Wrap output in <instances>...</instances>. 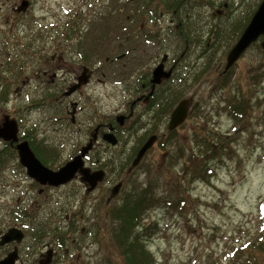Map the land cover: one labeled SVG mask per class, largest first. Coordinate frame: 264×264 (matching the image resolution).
<instances>
[{"label":"flooded vegetation","instance_id":"af4514ba","mask_svg":"<svg viewBox=\"0 0 264 264\" xmlns=\"http://www.w3.org/2000/svg\"><path fill=\"white\" fill-rule=\"evenodd\" d=\"M156 1L158 4L153 5V0H145L139 8L135 1H130L134 11L126 15V21L131 25L110 28L112 52L103 62L98 57L89 58L92 54L87 50V35H82L78 45L79 63L75 65L67 63L66 51H54L49 56L43 46L40 52L31 53L38 67L33 75L35 93L41 94V98L25 109H12L10 113L18 116L8 113L0 117V128L7 121L16 125L15 140L0 139V176L9 178L0 185V204L13 210L11 224L5 230L0 229V260L11 253L15 255L14 264H61L62 261L65 264V258H74L67 246L76 242L72 234L77 231V221L85 220L83 214L75 220L76 213L86 212L88 200L91 206L104 199L109 206L147 154L157 145L164 146L171 141L193 118L199 105L195 99L200 96V75L216 73L220 78L216 86L228 79L231 68L223 73L227 54L254 11L250 17H234L224 11L228 7L226 0ZM239 3L240 0H230L234 12ZM197 7L209 11H197ZM111 13H115V9ZM204 36L207 38L203 43ZM260 41L261 37L248 49L258 48ZM62 45L68 49L67 43ZM17 46L26 50L22 43ZM8 56L0 61L1 96L11 94L8 87L12 83L8 82L6 88L3 85L5 75L16 76L23 70L22 54L16 52L11 58ZM202 58L206 62L200 72L198 64ZM156 70L161 77L158 83H152ZM28 80L27 77L20 79L21 86ZM15 91H19V87L16 86ZM120 95L125 102L112 105ZM183 101L187 108L186 121L172 133L168 132L171 114ZM107 109L109 112L105 111ZM37 113L36 121L29 122V117ZM105 135H111L116 146L106 142ZM152 136H156L152 148L131 168L138 151ZM23 144L51 174L72 162L76 169L74 175L55 184L48 173L38 168L37 177H31L28 158L20 156ZM128 159L130 166L121 170L123 178L112 179L119 171L117 162ZM72 192L81 193L77 200L71 196ZM45 205L50 206L49 213L39 220L38 213L46 209ZM69 209L74 213L68 214ZM57 216H62V223ZM45 226L47 231H43ZM12 229L23 235L16 232L13 240L1 244L3 236ZM59 230L62 232L57 241L55 233ZM100 232L99 228L96 236ZM79 233H88L87 227L81 226ZM45 236L48 243L33 261L24 262V251L32 252ZM27 239L31 243H26ZM75 259L77 261L78 256Z\"/></svg>","mask_w":264,"mask_h":264},{"label":"rangeland","instance_id":"374dc122","mask_svg":"<svg viewBox=\"0 0 264 264\" xmlns=\"http://www.w3.org/2000/svg\"><path fill=\"white\" fill-rule=\"evenodd\" d=\"M20 1L0 0V61L6 55L11 58L16 52L22 54L20 59L24 61L19 75H5L4 87L8 82L12 86L8 87L11 94L0 99V117L12 109H25L41 98V94L35 93L33 75L38 67L31 53L40 52L39 48L43 46L49 56L54 51H66L67 63L75 65L79 63L81 51L78 45L82 42V35H87V50L92 54L89 58L98 57L103 62L112 52L110 28L129 25L126 15L134 11L132 0H28L29 9L16 14L13 9ZM133 1L137 8L145 2ZM226 2V13H232L234 17H250L260 0H240L242 4L239 3L237 12H234L230 0ZM157 4L153 0V5ZM113 9L115 13L110 14ZM204 9L207 8H196L197 11ZM66 25L65 37L59 38ZM206 38L203 37V43ZM21 43L26 50L17 46ZM64 43L68 49L62 45ZM217 60H220L219 56ZM204 62V58L199 61L200 72ZM255 76L258 77L256 83ZM25 77L29 80L22 87L20 79ZM219 81L216 73L200 75V96L195 99L199 105L193 118L170 143L157 145L147 154L140 168L124 181L119 195L109 206L104 199L91 206L88 200L86 212L80 210L76 213L75 220L80 214L85 220L77 221V231L72 234L76 242L67 246L68 253H74V258H65V264H123L118 250L110 245L111 229L118 225L117 221H111L110 212L136 200H145L146 206L139 216L141 237H138L157 264H241L252 255L258 258L255 264H264V253L257 248L264 242V52L257 46L251 47L230 69L228 79L216 86ZM16 86L19 87L17 92ZM232 98L243 99L245 103L246 114L240 121L234 120L226 109ZM123 102L120 95L112 105ZM105 111L109 112V109ZM37 115L32 114L28 121H36ZM22 119L27 121L25 117ZM201 133L208 136L212 144L217 143L216 148L220 145L225 148L217 150L209 159L206 167L210 166L212 173L206 177L190 173L194 168L198 170L207 155H213L212 152L203 157L199 155L201 143L195 136ZM178 150L180 155L174 160ZM194 157L195 163L190 160ZM118 165L119 171L112 179H122L121 170L125 166L128 168L130 161L120 160ZM177 179L183 185L178 193L170 185ZM7 180L9 178L0 176V185ZM80 194L72 192L71 196L77 200ZM179 198L185 201L184 205L175 208L167 205V201L175 203ZM153 201L156 205L150 207ZM45 208L39 211V220L47 217L50 206L45 205ZM12 211L8 205L0 204L1 230L13 221ZM67 213L74 212L69 209ZM57 218L62 221V216ZM81 226L87 227L90 234L80 235ZM99 228L101 232L96 236ZM47 230L46 226L43 227V231ZM61 232L55 233L57 241ZM39 241L32 252L24 251V262L34 260L48 243L47 236ZM26 243L31 240L27 239Z\"/></svg>","mask_w":264,"mask_h":264},{"label":"trees","instance_id":"16d2710c","mask_svg":"<svg viewBox=\"0 0 264 264\" xmlns=\"http://www.w3.org/2000/svg\"><path fill=\"white\" fill-rule=\"evenodd\" d=\"M256 78L257 77L255 76V83L257 82ZM1 97L2 96L0 95V99ZM226 109L228 110L229 115L236 121H240V119L245 117L246 111L243 99L232 98V102L228 103ZM203 135L204 134L201 133L200 135L196 134L195 136L196 138H198V142L201 143V147L198 149V153L201 157L207 155L208 152H212L213 155H207L205 161H203L198 166V170L196 171L194 168L190 173L195 175L197 173L201 177H206L212 173L210 166L206 167L209 163V159L215 156L217 150L225 148L224 145H220L216 148L217 143L212 144L209 140V137ZM176 152L177 153L173 156L174 160H176L177 157L180 155L179 150ZM194 159H196V157H194L193 159L191 158L190 160L195 163L196 160ZM170 185L172 187L171 189L177 193L181 192L180 190L183 187L182 183L180 182V179H177L174 184L170 183ZM158 201H160V199ZM155 202L156 201H153L150 207H154L156 205ZM162 202H165V200H162ZM184 203L185 201H183L181 198H179L178 201H176L175 203L167 201V205H169V207L171 208H175L178 205H184ZM145 207V200H136L131 204L127 203L124 206L117 207V210H112L110 212L111 221H117L118 223L116 227L115 225H113L114 228L111 229L110 245H112L114 249L118 250V256L121 257L123 264H157V262L154 261L155 258L153 257V255L150 253L148 248L143 246V241L141 242L140 238L138 237H141V234L139 233L141 229L138 228L140 222L139 216L141 211L144 210ZM108 218L109 217L107 215L106 219ZM153 228L156 229V226ZM257 248L258 250L264 253V242ZM256 258L257 256L252 255L247 260L243 261L241 264H255Z\"/></svg>","mask_w":264,"mask_h":264},{"label":"water","instance_id":"95a60500","mask_svg":"<svg viewBox=\"0 0 264 264\" xmlns=\"http://www.w3.org/2000/svg\"><path fill=\"white\" fill-rule=\"evenodd\" d=\"M28 7V2L23 0L21 1L20 5L17 7V12H25ZM259 37H262L263 40L260 44L261 49L264 51V0L260 3L259 7L253 14L251 20L249 21L247 27L243 31L242 35L238 39V41L235 43V45L232 47V49L229 51L227 57H226V65L224 67V72H226L237 60L238 58L243 54V52L254 42H256ZM161 77L160 72L156 70L154 72V80L153 82H158L159 78ZM186 106L185 102H181L178 104V106L175 108V110L172 113L171 120L169 123L168 130H174L177 126L181 125L183 121L186 118ZM15 124L13 123V126L8 121L5 122L2 127L0 128V139L4 140H10V138L15 140ZM114 139L111 135H105L104 140L111 145H115L116 141L111 140ZM155 141V137L149 138L146 143L142 146L140 151L137 153L136 159L134 160L132 166H135L137 162L143 157L145 152L151 148ZM21 146V145H20ZM22 147V146H21ZM22 153H20V156L24 158H28V162L30 163L28 165V173L31 176L37 177L36 173L38 172V168L49 175V178L55 182V184L63 183L66 180H69L74 175L76 169L73 167V163L67 164V167L61 168L57 173L51 174L50 171L46 170L45 168L41 167L40 164L35 160L31 152L29 151L28 147L23 144ZM25 159V158H24ZM31 176V177H32ZM18 232L15 229L9 230L2 238L1 244L11 241L14 239ZM19 233V232H18ZM21 234V233H20ZM22 236L20 237V239ZM17 240H19L17 238ZM15 255L14 253L9 254L5 259L0 261V264H14Z\"/></svg>","mask_w":264,"mask_h":264}]
</instances>
